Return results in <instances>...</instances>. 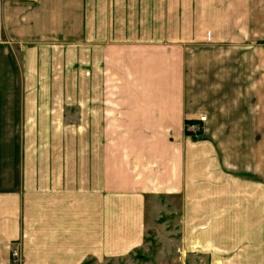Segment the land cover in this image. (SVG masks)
Segmentation results:
<instances>
[{
	"label": "crops",
	"instance_id": "obj_1",
	"mask_svg": "<svg viewBox=\"0 0 264 264\" xmlns=\"http://www.w3.org/2000/svg\"><path fill=\"white\" fill-rule=\"evenodd\" d=\"M262 39L264 0H0V59L23 52L36 79L53 53L76 52L79 83L93 85L78 96L93 101L92 125L30 124L42 135L18 156L0 143L12 150L0 157V264L13 246L22 264L127 256L144 243L149 198L180 202L186 254L261 264L260 222L245 245L232 236L252 221L231 218L262 209L261 142L237 139L262 132ZM200 116L195 139L186 125Z\"/></svg>",
	"mask_w": 264,
	"mask_h": 264
},
{
	"label": "rangeland",
	"instance_id": "obj_2",
	"mask_svg": "<svg viewBox=\"0 0 264 264\" xmlns=\"http://www.w3.org/2000/svg\"><path fill=\"white\" fill-rule=\"evenodd\" d=\"M221 1L217 0L219 4ZM227 2H233L236 7L240 4V0H227ZM255 43L264 45V39ZM261 47L264 49V46ZM25 55L23 52H14V50L10 49L7 51L6 57L0 59L2 60L0 62V125H5L6 130L0 132V143L15 141L17 156L20 153V148L23 150L25 141L34 140L36 136L42 135L40 133L25 131L27 130L26 126L30 124L71 126L93 124V101L79 102L78 98L79 92L83 93L85 91L86 94H92L93 85L84 86L82 83H79L83 80V74H81V70L78 67L77 53L68 51L62 54L53 53L52 63L50 61L48 63L49 69H46L48 74L45 75V78L38 77L36 79L35 77L30 79L26 74V69L23 68ZM262 55L263 84L261 91L264 93V52ZM35 72L37 75V72L39 74L40 72H45V70L36 68ZM88 73L90 72H87V76H90ZM31 80L34 83H29ZM45 94H52V97L40 100L39 97L41 98ZM29 96L33 98L34 96H38V100H29ZM79 104H81L82 109H80L81 106L79 107ZM261 104L262 108L258 110L261 112L258 114H261L262 132L239 133L237 134V139L243 138L244 140L245 138L244 141L247 143V146L250 144V139L253 138L261 142L263 194L260 205L262 209L258 214L251 212L247 213V216L243 212L235 213L231 220L239 222L245 219L247 223L252 221L251 227H245V232L243 229H240L236 231V236L235 234L232 236V238L235 237L234 240L238 239L241 243L244 242L245 245H249V241H251V245L252 241L255 240L257 242L258 234L257 232L254 233L253 220H256V223L260 222L262 230L260 238V241H262L261 264H264V101ZM250 115V123H253V114L250 113ZM12 129L14 131H11ZM70 135L77 136V133H71ZM252 150L253 147L251 145ZM11 151L8 148L4 151L0 149V157H3L4 154L5 156H9ZM229 200H231V206H238V197L231 196ZM169 201L166 202L164 199L159 201L156 198H149L147 200L143 245L127 256L105 260L99 264H210L211 261L207 260L206 255L196 253L186 254L184 250H181L180 214L175 212V210L180 208V202L178 200L176 203L171 200ZM241 247L242 245H239L237 251H240ZM242 255L238 254V257H242ZM233 257L236 258L235 255ZM230 261H233V258L228 260L227 263ZM95 263L89 261L88 264ZM235 263L241 264L239 261Z\"/></svg>",
	"mask_w": 264,
	"mask_h": 264
},
{
	"label": "built area",
	"instance_id": "obj_3",
	"mask_svg": "<svg viewBox=\"0 0 264 264\" xmlns=\"http://www.w3.org/2000/svg\"><path fill=\"white\" fill-rule=\"evenodd\" d=\"M17 1L32 2L35 0H17ZM206 122H207L206 116H200L198 118V122L195 121L188 122L186 125L187 134L197 139L198 137L201 136L203 132V124H205ZM22 263H23V256L20 249L17 246H13L10 251V264H22Z\"/></svg>",
	"mask_w": 264,
	"mask_h": 264
}]
</instances>
